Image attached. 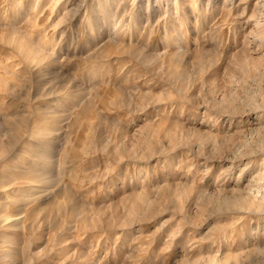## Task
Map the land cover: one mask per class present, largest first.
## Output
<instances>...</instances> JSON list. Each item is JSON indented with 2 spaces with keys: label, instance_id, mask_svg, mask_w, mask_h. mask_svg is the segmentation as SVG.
I'll use <instances>...</instances> for the list:
<instances>
[{
  "label": "rangeland",
  "instance_id": "374dc122",
  "mask_svg": "<svg viewBox=\"0 0 264 264\" xmlns=\"http://www.w3.org/2000/svg\"><path fill=\"white\" fill-rule=\"evenodd\" d=\"M209 1L0 0V264H264V0Z\"/></svg>",
  "mask_w": 264,
  "mask_h": 264
},
{
  "label": "bare ground",
  "instance_id": "6f19581e",
  "mask_svg": "<svg viewBox=\"0 0 264 264\" xmlns=\"http://www.w3.org/2000/svg\"><path fill=\"white\" fill-rule=\"evenodd\" d=\"M151 1V2H150ZM141 0V2H139V5H137V6H140V7H142V9L141 10H139L138 12H137V14H136V18L137 19H139V20H142V19H145L146 21H148V19H153L156 15H157V19H159L158 17L159 16H161V14L162 13H167V16H169V18H171L172 20L173 19H180L181 20V18L183 19V17H181V15H180V17H178V9L176 8V5L178 4V2H176L177 0H175V2H174V4H175V6H174V10L172 9V8H170L169 10H164V11H161V10H158V8H156V6L155 5H152V1H154V3H158V1L157 0ZM208 1V0H207ZM211 2H213V4H216L217 2H216V0H210ZM209 1V2H210ZM217 1H219V3L220 4H222V5H226V4H230L231 6H232V1L233 0H217ZM168 2V1H167ZM234 2V1H233ZM192 3H193V5H194V3H195V5H199L200 4V2L198 1V2H196V1H192ZM202 3V2H201ZM184 5V4H183ZM221 5V6H222ZM230 5H229V7H230ZM144 6V7H143ZM178 7V6H177ZM206 7V6H205ZM224 7V6H223ZM106 8V7H105ZM167 7H165V9H166ZM198 8V7H197ZM196 8V6H195V9H197ZM199 8L201 9V7L199 6ZM140 9V8H139ZM244 9V8H243ZM159 12H161V13H159ZM242 12V11H241ZM114 13V12H113ZM214 13V12H213ZM246 13V12H245ZM243 14V13H242ZM255 13H254V11H251L250 10V14H248L249 16L248 17H255V15H254ZM134 15V14H133ZM104 16L106 17V19L108 20V22H109V20L111 19V17H113L112 16V12L109 10V8L107 9V10H105L104 11ZM247 17V16H246ZM247 17V18H248ZM110 18V19H109ZM164 18V17H163ZM155 19V18H154ZM156 19V20H157ZM113 21H114V19H113ZM174 21V20H173ZM182 21V20H181ZM254 23H255V26L257 25V26H264V24H261V23H263V21L262 22H258V20L256 19L255 20V18H254ZM149 22V21H148ZM144 23V22H143ZM254 23H253V26H254ZM108 24V23H107ZM116 25V24H115ZM114 25V26H115ZM136 25V24H135ZM172 25V24H171ZM114 26H110V28H108V31L111 33V36L112 37H114L115 35V37H117L116 38V41H113V42H115L114 44H116L115 46L117 47V46H119L120 45V43L122 42V41H124V40H121L120 38H119V31L117 30L118 29V27H117V29H115V27ZM141 26V25H140ZM173 26V25H172ZM261 27V28H262ZM120 28V27H119ZM138 29V28H137ZM258 29V28H257ZM134 30V29H133ZM167 30V29H166ZM262 30H263V34H264V29H261V32H262ZM174 31V32H173ZM249 31H251V34L255 37V36H257V40H258V37H259V34L261 33L260 32V30L258 29V30H256V29H254V28H251ZM147 32V31H146ZM171 32H173L172 34L174 35V34H177L178 32H177V30L175 29V28H173L172 29V31ZM109 35V34H108ZM131 35V37H134V36H132L133 34H130ZM135 35H137V33H135ZM178 35V34H177ZM177 35H176V37H177ZM123 36V35H122ZM264 36V35H263ZM263 36H262V33H261V35H260V37H261V39L263 38ZM122 38V37H121ZM130 39V38H129ZM174 40H175V38H173ZM260 39V40H261ZM112 40H114V38L112 39ZM174 40H172V41H174ZM260 40H258V41H260ZM247 41V40H246ZM261 43L263 42L262 40L260 41ZM259 42V43H260ZM174 43V42H173ZM175 43L176 44H178L179 43V41H177V40H175ZM247 44H248V42H246ZM247 44H246V48H248L247 47ZM179 48V46H175V49H178ZM244 48V47H243ZM245 48V49H246ZM240 52H241V50H240ZM244 52H245V50H244ZM243 54V53H242ZM247 54V53H246ZM246 54L244 55V56H246ZM154 55V54H153ZM250 55H248V57H249ZM156 57H158V56H151V55H149V54H144V56H143V59L145 60V61H148V63H151V62H154V65L156 66V65H158L159 64V66H161V64H163V65H165L166 64V62H164L165 60H163V59H160V61H157V59H156ZM245 59H247V57H245ZM244 59V60H245ZM249 59V58H248ZM247 59V60H248ZM167 60H168V62H167V64L166 65H168L169 66V64H170V60L167 58ZM250 60V59H249ZM248 60V61H249ZM246 61V60H245ZM259 61V60H258ZM164 62V63H163ZM209 62H210V60H209ZM147 63V64H148ZM257 64V63H256ZM255 64V65H256ZM162 65V66H163ZM259 65V64H258ZM158 66V67H159ZM261 66V65H260ZM256 69V68H255ZM261 74V73H260ZM261 77V76H260ZM184 78V77H183ZM253 79V78H252ZM183 83V82H182ZM263 104V103H262ZM255 106V105H254ZM249 109V108H248ZM242 111H244V110H242ZM262 127H256V130L254 129V132L255 133H257V137H259V139H260V144H261V146H263L264 147V128H262ZM242 136V135H241ZM259 146V145H258ZM47 159H48V161H50V156H47ZM262 161H264L263 159H262ZM261 163H263V162H261ZM259 175V174H258ZM264 175V172L259 176V178H261V179H264V178H262L261 176H263ZM260 180V179H259ZM260 183V182H259ZM264 184V183H263ZM261 185V184H260ZM259 186V185H258ZM262 186V185H261ZM260 187V186H259ZM259 190V189H258ZM262 190H264V188L262 189ZM250 195V194H249ZM263 195H264V193H263ZM249 197V196H248ZM248 201H249V198H248ZM238 202L239 203H241L242 205H248V202H247V200L245 201H242V200H238ZM251 205H252V202H251ZM254 209V208H253ZM229 256H226V257H224L223 259H220V260H218V258H217V260H215V259H208V261H207V264H222V262H227L228 261V258Z\"/></svg>",
  "mask_w": 264,
  "mask_h": 264
}]
</instances>
